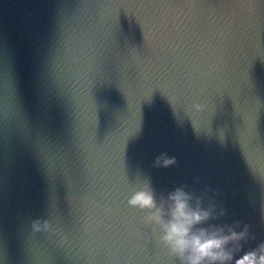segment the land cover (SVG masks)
Returning <instances> with one entry per match:
<instances>
[{
  "label": "water",
  "instance_id": "95a60500",
  "mask_svg": "<svg viewBox=\"0 0 264 264\" xmlns=\"http://www.w3.org/2000/svg\"><path fill=\"white\" fill-rule=\"evenodd\" d=\"M148 180L264 241V0H0V264H176Z\"/></svg>",
  "mask_w": 264,
  "mask_h": 264
},
{
  "label": "clouds",
  "instance_id": "9594fccd",
  "mask_svg": "<svg viewBox=\"0 0 264 264\" xmlns=\"http://www.w3.org/2000/svg\"><path fill=\"white\" fill-rule=\"evenodd\" d=\"M174 164L175 160L167 157L156 161L157 167ZM127 202L145 213L143 219L155 229L157 243L176 264H264V241L246 250L255 235L247 227L237 232L232 226L214 223L218 219L213 215L214 208L206 209L202 199L184 187L158 197L148 180L131 193Z\"/></svg>",
  "mask_w": 264,
  "mask_h": 264
}]
</instances>
